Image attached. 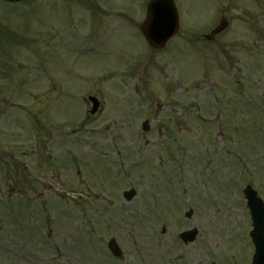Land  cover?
Segmentation results:
<instances>
[{
    "label": "rangeland",
    "instance_id": "rangeland-1",
    "mask_svg": "<svg viewBox=\"0 0 264 264\" xmlns=\"http://www.w3.org/2000/svg\"><path fill=\"white\" fill-rule=\"evenodd\" d=\"M147 1L0 0V264H250L264 0H173L162 51L138 29Z\"/></svg>",
    "mask_w": 264,
    "mask_h": 264
},
{
    "label": "water",
    "instance_id": "water-1",
    "mask_svg": "<svg viewBox=\"0 0 264 264\" xmlns=\"http://www.w3.org/2000/svg\"><path fill=\"white\" fill-rule=\"evenodd\" d=\"M227 26L225 20H221L219 25L212 33L206 37L211 40L216 34L223 31ZM178 30V15L171 0H151L146 9L145 20L140 26V32L150 47L153 49H162L166 43L175 35ZM93 102L91 114L97 109L95 99L90 98ZM244 196L247 200L249 209L252 232L251 240L255 247L252 264H264V204L257 196V193L248 185L244 189ZM124 198L129 201L134 196V191H128L123 194ZM195 232H187L181 235L186 241H191ZM107 248L116 257H120L121 252L114 240L109 241Z\"/></svg>",
    "mask_w": 264,
    "mask_h": 264
},
{
    "label": "flooded vegetation",
    "instance_id": "flooded-vegetation-1",
    "mask_svg": "<svg viewBox=\"0 0 264 264\" xmlns=\"http://www.w3.org/2000/svg\"><path fill=\"white\" fill-rule=\"evenodd\" d=\"M194 242H195V241H194ZM194 242H193V243H194ZM193 243H191V244H193ZM191 244H190V245H191ZM211 264H212V263H211Z\"/></svg>",
    "mask_w": 264,
    "mask_h": 264
}]
</instances>
